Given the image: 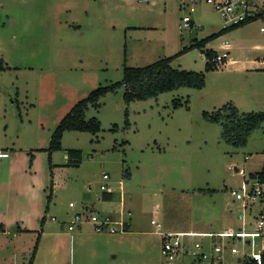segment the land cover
<instances>
[{
  "label": "rangeland",
  "instance_id": "obj_1",
  "mask_svg": "<svg viewBox=\"0 0 264 264\" xmlns=\"http://www.w3.org/2000/svg\"><path fill=\"white\" fill-rule=\"evenodd\" d=\"M185 16L196 24H185ZM262 26L264 17L211 44L220 53L229 52L222 68L206 71L200 48L173 60V67L205 72L201 89L184 86L127 103L122 86L90 106L85 118L96 117L101 130L67 131L62 149L52 153L54 169H66L56 170L48 219L55 216L54 224L65 226L86 205L99 214L119 210L123 193L135 232L156 231L153 219L181 224L187 216L192 223L188 230L222 231L242 225V203L231 188L241 184L239 169L254 172L264 165V122L246 145L236 147L223 138L222 122L206 119L203 112L229 104L240 113L264 112ZM224 27L216 8L204 1L0 0V149L31 151L38 160L41 154L47 165L57 125L92 90L121 81L126 65L145 66L175 55ZM74 149L82 151L79 165L67 160ZM105 173L117 196L100 209ZM162 191L189 193L190 214L188 205L177 197H163ZM156 202L165 204V215H155ZM148 237L160 247V253H151L150 264H170L160 238ZM81 258L85 260L75 252L74 264H81Z\"/></svg>",
  "mask_w": 264,
  "mask_h": 264
},
{
  "label": "crops",
  "instance_id": "obj_2",
  "mask_svg": "<svg viewBox=\"0 0 264 264\" xmlns=\"http://www.w3.org/2000/svg\"><path fill=\"white\" fill-rule=\"evenodd\" d=\"M215 40L207 43L206 47L215 49L211 47ZM216 50L220 53L219 49ZM4 152L6 154H3ZM33 155L34 159L31 158ZM36 156L34 152L18 150L15 147L0 149V264H29L36 246L32 264H74L75 252H80L81 256L85 257V260L81 258V264L89 261L93 264L99 262L117 264L118 261L119 264H131L133 260L139 264H150L151 253H160V247L155 246L148 237L150 234L162 241L161 232L196 231L187 229L188 226H192L191 216L184 217L181 224H169L168 220L157 221L160 227L156 226V231L151 233L146 230L137 231L142 236L135 238L134 235L138 233L135 232L136 223L133 216L128 233L124 232L120 238H114L113 235H116L114 233L96 232L88 225H82L77 228L78 230L72 231L68 228L70 222L66 224L67 226L63 224L57 226L53 222L55 216L48 219L46 215L48 206L50 208L48 195L52 183L53 192L54 187H57L54 179L56 170H65L66 166L54 169L53 155L52 168L49 160L47 165H43L42 155L40 154L39 160ZM162 193L163 197L164 195L167 198L177 197L179 203L188 205L190 214L192 198L189 193L182 195L165 191ZM100 203L101 209L105 202L103 200ZM154 210L157 216L168 212L165 204L160 202L154 204ZM116 211L117 209L109 210L112 213ZM128 237L131 238L126 241ZM127 255L131 259H126Z\"/></svg>",
  "mask_w": 264,
  "mask_h": 264
},
{
  "label": "built area",
  "instance_id": "obj_3",
  "mask_svg": "<svg viewBox=\"0 0 264 264\" xmlns=\"http://www.w3.org/2000/svg\"><path fill=\"white\" fill-rule=\"evenodd\" d=\"M204 1L221 15L225 27L264 17V0H192ZM191 26L190 16L183 18ZM194 22V21H193ZM250 22V23H251ZM264 32V26L261 27ZM229 52L218 53L217 68L226 65ZM242 181L239 187L231 188L235 200L241 201L238 217L242 225L230 226L222 231L161 232L162 254L170 264H264V165L258 171L239 169ZM92 189V188H91ZM100 199L110 193L117 196L108 173L100 181ZM113 198V199H114ZM112 199V200H113ZM105 201V200H104ZM70 208L76 204L70 202ZM89 206L77 211L68 226L75 230L85 223L91 224L96 232L124 233L130 228L132 212L124 206L121 193V208L115 213H97ZM88 210V212H87ZM55 220V217H53ZM158 228L160 224L152 220Z\"/></svg>",
  "mask_w": 264,
  "mask_h": 264
},
{
  "label": "trees",
  "instance_id": "obj_4",
  "mask_svg": "<svg viewBox=\"0 0 264 264\" xmlns=\"http://www.w3.org/2000/svg\"><path fill=\"white\" fill-rule=\"evenodd\" d=\"M250 22L251 21L235 26L224 27L202 39H196L193 44L185 46L177 54L162 58L148 65H126L124 67V76L121 81L95 88L87 97L77 102L59 122L48 148L50 167L52 168V153L62 149V139L65 132L88 131L98 133L101 130L100 121L96 117L87 120L85 118V112L90 106L98 105L99 100L109 92L116 91L119 87L124 86L126 88V91L124 92L125 101L130 103L135 100H146L150 97H156L161 93L173 91L184 86L201 89L206 83L205 72L173 67V60L179 55L192 49L200 48L206 58L205 70L210 71L218 69L217 63L215 62L218 52L215 49L207 48V43L226 34L232 29L245 26ZM194 24L195 23L192 21L191 26H194ZM126 115L128 116V111H126ZM203 115L210 121L222 122L224 129L223 138L236 147L246 145L249 135L254 130L258 129L264 122V112L240 113L239 109L234 104L225 105L214 112L204 111ZM126 123L129 124L128 118L126 119ZM81 161L82 151L75 149L69 150V164L79 165ZM52 193L53 183L50 189V194L48 195V202H51ZM102 198L105 201H110L114 198V195L104 193ZM45 220L46 216H44L43 222H45ZM36 249L34 250L29 264H32L34 261Z\"/></svg>",
  "mask_w": 264,
  "mask_h": 264
}]
</instances>
